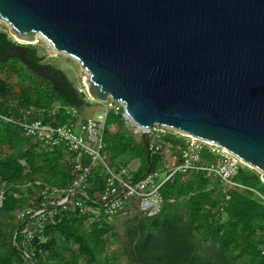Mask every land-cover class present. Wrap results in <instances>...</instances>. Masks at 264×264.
I'll list each match as a JSON object with an SVG mask.
<instances>
[{"label": "trees", "instance_id": "obj_1", "mask_svg": "<svg viewBox=\"0 0 264 264\" xmlns=\"http://www.w3.org/2000/svg\"><path fill=\"white\" fill-rule=\"evenodd\" d=\"M46 60L38 46L18 43L0 27V264H264V182L257 171L241 166L232 178L237 187H226L219 174L208 170L176 173L159 190V212L141 211L127 219L122 237L98 203L109 178L100 164L90 176L88 197L76 195L66 206H49L58 216L40 237L25 243L21 232L28 223L20 228L27 219L19 220V214L41 208L54 189L65 190L67 197L76 174L65 149L43 147L15 122L34 110L42 115L34 119L64 125L74 121L68 109L83 113L91 106L67 74ZM126 123L122 111L108 113L105 155L116 172L140 159L141 167L132 173L137 182L149 169L148 154L143 140L137 143L113 128ZM167 142L187 149L173 133L164 138V147ZM200 158V166H216L209 148ZM164 161L152 149L150 174L161 170L167 177L172 169ZM79 201L83 208L76 206ZM130 206L123 205L117 215L129 213Z\"/></svg>", "mask_w": 264, "mask_h": 264}, {"label": "water", "instance_id": "obj_2", "mask_svg": "<svg viewBox=\"0 0 264 264\" xmlns=\"http://www.w3.org/2000/svg\"><path fill=\"white\" fill-rule=\"evenodd\" d=\"M0 20L18 42L42 37L76 59L90 99L124 104L148 154L141 179L157 124L229 152L264 182V0H0Z\"/></svg>", "mask_w": 264, "mask_h": 264}, {"label": "built area", "instance_id": "obj_3", "mask_svg": "<svg viewBox=\"0 0 264 264\" xmlns=\"http://www.w3.org/2000/svg\"><path fill=\"white\" fill-rule=\"evenodd\" d=\"M106 104L108 110L105 113V116L100 119L88 118L80 122L79 120L82 118V113L75 109H68V114L74 119V121L64 125L53 126L50 123L44 122L42 118L34 119V115L40 114L32 110L27 112L22 119L15 122L21 127L26 137L37 139L42 143L43 147L50 149H65L72 170L76 174L73 187L68 191V195L70 194L71 198L76 195L88 197L85 190L91 186L90 176L94 172L96 164L103 165L109 175L105 189L98 195V203L103 205L106 216L110 219L118 214V211L123 205H126L128 200L130 201L133 198L142 201L143 212L148 213L149 215L158 213L162 207V198L159 190L178 172L208 170L219 174L224 183H227L229 187L239 186L232 179L237 173L238 167L234 169L232 163L225 161L222 167L224 168V172L221 173L218 171L220 169V167L218 169V165L211 166V168L200 166L198 163L201 161L200 152L203 148L199 149L198 144L193 141L191 142L188 138L194 140L199 139L174 128L159 126L157 124L152 128L153 136L151 138V149H155L156 152H161L162 149L166 148V145L165 147L163 146L164 138L170 133L184 139L187 145V149L182 151L181 162L172 168L167 177L162 178V173L158 171L149 174L144 179L134 182L124 175L126 172L125 169H122L119 172L113 171L108 166L105 155L107 115L110 111H115L116 113L122 111L124 119H127L125 118V106L123 103H118L114 99L109 98V101L106 102ZM7 121L11 122L10 119H7ZM206 143L210 144L208 142ZM210 145L216 147L222 152L230 154L217 146ZM52 193H62V195H64L66 191L54 189ZM70 200L68 201L66 198L59 202L58 205L66 206ZM76 206L83 208L84 205L83 202L79 201L76 203ZM57 216L58 210L48 209V206L45 204H42L41 208H31L22 211L19 214V220L30 219V221L27 222V226L24 227L21 232L24 237V242L30 243L35 237H40L46 226Z\"/></svg>", "mask_w": 264, "mask_h": 264}, {"label": "rangeland", "instance_id": "obj_4", "mask_svg": "<svg viewBox=\"0 0 264 264\" xmlns=\"http://www.w3.org/2000/svg\"><path fill=\"white\" fill-rule=\"evenodd\" d=\"M0 27L7 29V31L11 34V36H13V38L18 42V40L15 38V35H13V29L11 26H9L6 22L0 20ZM38 39H39V41L37 43L32 44V45L38 46L40 49V52L42 54L46 55V57H47L46 61L55 65L56 67L62 69L67 74L69 79L71 81H73L77 90L80 93H85L87 95V99L90 101L91 107L86 108V111L89 114V116L94 115L93 117H90V118H94V119L103 118L105 116V113L108 110L107 104L102 103V102H97V101H94V100L89 98V96L87 94V86L85 84V80H86V77L88 76V74L84 71L81 64L76 59L55 51L53 46L46 39H44L42 37H39ZM18 43L27 45L26 42H22V41H20ZM15 91H16V93H18L19 89L16 88ZM40 116H42V115L40 114ZM113 128L115 129V131L125 133L126 135H129V136L131 135L132 137L135 138V141L137 143H140L142 141L141 129L138 126H136L135 124L131 123L130 121H127V123L124 127L114 126ZM188 139L191 142L193 141V142L197 143L199 149H202L205 147L210 149L211 153L215 156L214 165H216V166L218 165V169L220 167V169L218 170L219 172H221V173L224 172L223 171L224 168H222V167H223L225 161H229L230 163H232V166L234 169H236L237 167H240V166L241 167H248L249 169L257 171L262 177L261 172H259L255 168L249 166L248 164L241 161L237 157L230 155V154H227L226 152H222L221 150H218L216 147H213L210 144H207L206 142H204L200 139L199 140H194L192 138H188ZM172 145H173V143L167 142L166 148L162 149L160 152L165 157L164 165L167 166L169 169L174 168L175 166H177L181 162V155L180 154L182 152V150H181L182 144H178V146H176V147H173L174 145L173 146ZM168 149H169V151H168ZM3 150L5 152H10L8 147H3ZM99 165L100 164H96L95 169H97V167ZM140 167H141V160L140 159L134 160L133 162H131L129 167L123 168L126 170L124 175L128 179L133 180L132 179V173L137 172ZM113 171H116V170H113ZM160 172L162 173L161 170H160ZM224 185L226 187L227 186L229 187V185L227 183H224ZM45 195H46L44 198L45 200L42 204H45L48 207L53 206V205L57 206L59 202L65 200L67 198V197H65V195H62V193L53 194L51 192L49 194L46 193ZM38 201H39L38 198H35L36 205L38 204ZM126 204L131 205L129 213L125 212L122 215H117V216H114L110 219L111 221H113L116 230L121 234L122 237H124V234H125L123 223L127 219H129L130 217H132L135 214L142 211V201L140 199L133 198L130 201L128 200ZM34 209H37V208L34 207ZM114 251L118 252L119 247L115 246Z\"/></svg>", "mask_w": 264, "mask_h": 264}, {"label": "crops", "instance_id": "obj_5", "mask_svg": "<svg viewBox=\"0 0 264 264\" xmlns=\"http://www.w3.org/2000/svg\"><path fill=\"white\" fill-rule=\"evenodd\" d=\"M91 107V106H90ZM90 107H88V108H90ZM94 116V115H93ZM93 116H89V114L87 113V111H86V109H85V111L82 113V118L79 120L80 122L81 121H83V120H86V119H88V118H90V117H93Z\"/></svg>", "mask_w": 264, "mask_h": 264}, {"label": "bare ground", "instance_id": "obj_6", "mask_svg": "<svg viewBox=\"0 0 264 264\" xmlns=\"http://www.w3.org/2000/svg\"><path fill=\"white\" fill-rule=\"evenodd\" d=\"M85 71V70H84ZM86 72V71H85ZM87 73V72H86Z\"/></svg>", "mask_w": 264, "mask_h": 264}]
</instances>
